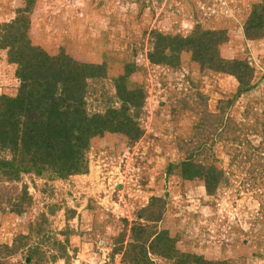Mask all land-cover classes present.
Listing matches in <instances>:
<instances>
[{"label":"rangeland","instance_id":"rangeland-1","mask_svg":"<svg viewBox=\"0 0 264 264\" xmlns=\"http://www.w3.org/2000/svg\"><path fill=\"white\" fill-rule=\"evenodd\" d=\"M261 5L264 0H0V101L23 89L17 77L23 69L45 74L48 86L61 70L77 85L59 106L79 111L69 112V121L85 123V116L116 109L117 119L133 125L130 135L89 137L78 168L65 177L45 166L9 180L0 167V264H131L124 254L141 225L171 245L158 244L163 257L147 244L153 264H264V36L245 34ZM208 30L225 31L223 58L254 69L253 90L239 95L237 79L191 52L173 59L170 42L159 39ZM150 53L164 61L153 63ZM63 89L58 83L54 94L64 97ZM40 115L28 110L21 120ZM221 117L231 120L226 132ZM193 151L194 163L225 171L212 195L203 180L181 176ZM11 158L0 148V159Z\"/></svg>","mask_w":264,"mask_h":264},{"label":"trees","instance_id":"trees-1","mask_svg":"<svg viewBox=\"0 0 264 264\" xmlns=\"http://www.w3.org/2000/svg\"><path fill=\"white\" fill-rule=\"evenodd\" d=\"M12 26L14 24H10V26L7 24L5 27ZM245 34L249 40L260 39L264 36V5L255 7L246 22ZM159 37L161 41L170 42L168 46L174 52L173 59L178 61L182 52H191L197 62L207 59L209 68L212 71L227 74L237 79V93L239 95L253 90L254 69L247 62L228 60L220 55L219 47L226 42L224 40L225 31L208 30L196 32L188 37H165L159 34ZM157 48H161V45H158ZM27 49L33 53L41 51L32 46L27 47ZM41 52L46 56L45 52ZM20 54L24 53L20 52ZM27 55L29 56V54ZM30 56L33 60L36 59L32 55ZM154 56V53H150L149 59L153 63L159 64L164 61V56L160 59H155ZM48 60L52 61V59ZM15 61L13 62L15 63ZM22 62L25 61H19V63ZM35 62L40 63L41 59ZM23 71L17 73V77L25 82L23 89H20L19 94L15 97L2 96L0 101V148L8 151L12 157L10 160L0 159V167H4V175L9 180L19 178L22 170L36 169L41 172L45 170V166L51 167L65 177L70 175L74 171L73 169L78 166L79 149L87 147V139L89 137L101 135L105 131L109 133L120 132L126 135L131 134L133 127L131 119L120 121L116 118L120 115V112L116 109L111 110L110 114H97L93 117L85 116L83 118L85 123L80 124V117L69 121V112L76 116L79 111H70L69 109L72 105L69 106L67 111H60L59 106L62 105L63 101H70L69 99L74 97L77 92V85L70 83L69 77L71 75H61L62 71L59 70L55 72L56 77L52 78L54 80L50 83L52 86H48V78L42 81V78H45V74L35 73L33 76L24 69ZM58 83H62L64 86L62 90L64 97L62 94L58 96L54 94ZM73 85H76V88ZM117 90L122 94L123 90L120 85L117 86ZM134 93L128 92V95H134ZM33 109L36 111L41 110V115L38 119L35 117L30 119L29 117L28 120H21L23 113ZM219 121L220 126H223L226 132L228 130L227 122L231 120L221 117ZM135 135L138 136V133ZM255 151H257V148H255ZM195 156L193 151L190 153L189 158L180 165L181 176L186 180L195 178L203 180L206 190L212 195L219 186L225 171L194 163ZM251 157L252 154H249V158ZM256 158L260 157L256 156ZM16 208H19V205H16L14 210L20 213L21 211ZM161 216L162 211L158 213L157 218ZM149 229L150 227L146 225H141L137 229L134 228L135 240L127 247V251L124 254L127 262L131 264H153L147 244L151 245V253L167 257L162 249L157 251L156 248H160L158 246L160 244L163 250H170L171 245L167 243L168 240H162L163 238L160 240V234L154 238L153 232H149ZM9 251L13 250L9 249ZM181 257L183 258V256ZM179 262L182 264L187 263L183 259ZM194 263L196 264V262ZM201 264L213 263L204 260Z\"/></svg>","mask_w":264,"mask_h":264}]
</instances>
